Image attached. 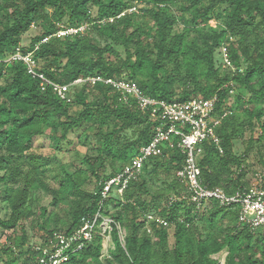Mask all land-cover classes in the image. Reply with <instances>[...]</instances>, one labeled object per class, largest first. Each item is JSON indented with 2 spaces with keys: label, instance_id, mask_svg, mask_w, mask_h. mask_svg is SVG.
<instances>
[{
  "label": "trees",
  "instance_id": "trees-1",
  "mask_svg": "<svg viewBox=\"0 0 264 264\" xmlns=\"http://www.w3.org/2000/svg\"><path fill=\"white\" fill-rule=\"evenodd\" d=\"M37 23L44 32L23 47L24 35ZM63 27L85 29L58 37ZM18 47L34 52L40 72L62 85L98 75L134 81L144 95L168 102L217 96L215 116L227 113L216 129L223 153L206 143L199 160L202 183L229 195L249 187L255 147L264 170V0H0V199L11 210L0 225L16 228L0 244V264H39L27 245L26 225L35 195L50 191L44 180L49 169L34 149L37 139H50L57 153L74 146L70 136L78 131L84 145L92 132L102 143L95 156L82 157L88 169L69 174L62 167L63 176H53L60 194L78 201L67 228L46 232L71 233L83 217L99 211L104 182L151 143L158 125L104 84L72 87L70 103L51 87L43 90L23 62L10 61ZM247 132L248 147L238 155L236 142ZM183 163L177 147L165 149L145 164L139 180L105 203V213L115 208L112 216L126 230L123 245L113 228V257L101 258L103 237L97 235L67 264H220L214 256L225 250V264H264V229L241 224L237 207L209 201L198 209L183 199L188 190L176 176ZM152 174L156 178L149 181ZM90 177L97 192L83 189ZM147 214L167 219L169 227L154 222L149 233Z\"/></svg>",
  "mask_w": 264,
  "mask_h": 264
},
{
  "label": "built area",
  "instance_id": "built-area-1",
  "mask_svg": "<svg viewBox=\"0 0 264 264\" xmlns=\"http://www.w3.org/2000/svg\"><path fill=\"white\" fill-rule=\"evenodd\" d=\"M63 28L59 31L58 37L74 35L85 29V27ZM48 40V38L44 39L43 43ZM10 61L23 62L27 66L28 74L40 81L43 90L51 87L59 98L68 103L71 102L69 93L72 87L104 84L110 86L115 93H119L124 102L135 103L139 110L149 114L158 123L151 143L142 148L140 154L120 173L104 182L102 203L96 214L83 217L80 225L71 233L63 231L48 233L42 240L30 245L38 254L39 264H67L73 255L93 243L97 235L103 238L107 235L112 237L114 226L119 230L122 240L121 227L110 212L105 213V203L113 197L114 193L122 195L133 181L139 180L144 173L145 164L151 158L162 156L165 149L176 147L184 156L182 168L176 172L177 178L186 185L188 190V195L183 199L195 204L198 209H202L209 201H216L222 207H237L241 224L248 225L255 230L264 229L263 169L254 168L250 186L233 195L227 194L221 188L206 187L202 183L199 160L206 143L216 145L221 154L223 153L216 129L227 113L221 118L215 116L217 96L211 99L194 98L186 102H168L144 95L134 81L125 78L121 80L104 79L98 75L80 78L72 85H62L51 81L41 73L39 63L34 58V52L25 53L21 47L15 50ZM224 62L229 65L226 55H224ZM146 221L149 233L152 230L148 225L154 222L169 227L167 219L155 214H147Z\"/></svg>",
  "mask_w": 264,
  "mask_h": 264
},
{
  "label": "rangeland",
  "instance_id": "rangeland-1",
  "mask_svg": "<svg viewBox=\"0 0 264 264\" xmlns=\"http://www.w3.org/2000/svg\"><path fill=\"white\" fill-rule=\"evenodd\" d=\"M44 32L42 26L37 23L36 25L32 26V28L24 35L22 40V46L23 47H29L31 44V41L36 36H40ZM121 54L124 56V51L122 49H119ZM82 135L81 131H78L75 134H72L70 136V139L74 142V146L72 148H69L68 152H61L57 153L55 149L51 147L52 141L48 138H39L35 142V152L40 156L41 162L43 166L47 167L49 170H47L46 176L44 177L45 182L49 185L50 191H40L35 195L34 198V207H33V218L32 222H27V236L29 238L30 243L27 245H31L32 243L39 242L42 240L47 232L46 229L49 230H55V229H63L67 228L69 226V222L67 221V225L65 226V221L69 220L70 215V209L76 208V204L78 201L77 196H68L64 197L62 194H60V186L57 184L53 176L55 174L59 176H63L62 167L67 171L69 174H73L76 171H79L80 169H88V166L83 161L84 155L91 154L92 156L96 155V150L98 148H101L102 143L98 141V137L96 136V133H89L88 137V144H83V138H81L82 142L79 140V136ZM251 134L247 132L245 135V138L243 141L236 142V152L238 155H242L247 147H248V140L250 138ZM86 142V141H85ZM79 152L80 154H78ZM249 163L255 168V169H263V166L259 162V158L257 156L256 147L251 150ZM32 158V157H31ZM29 158L28 163L31 165H34V161ZM104 159L110 163L111 158H106L104 156ZM27 168V167H26ZM116 168H120V163L116 164ZM113 170L109 166L108 173H110ZM40 173V171H39ZM152 178H156L154 174L151 176H148L147 179L151 181ZM249 181L252 180L251 175L249 176ZM3 185H0V194L2 193ZM86 192L94 193L98 191V184L94 177H90V180L85 184L83 188ZM113 197L118 198L120 197L118 194H113ZM46 210V215L43 214V211ZM116 209L112 208L110 210L111 214H115ZM11 215V210L8 207V204L6 202L1 201L0 199V220H8ZM64 222V223H63ZM202 224V223H199ZM40 226L44 227V229H41ZM14 227L5 229L0 225V244H6L9 240V237L15 233ZM122 231V244L125 245V239H126V230L121 227ZM173 231H170L171 237H170V244L173 246L174 239L172 236ZM18 236H21V231L18 229ZM116 249V245L114 241L112 240V237L107 235V237L103 238V249H102V256L101 258L105 257H113V252ZM227 257V251H223L222 253L214 256L215 259L219 260L220 264H225V260Z\"/></svg>",
  "mask_w": 264,
  "mask_h": 264
}]
</instances>
